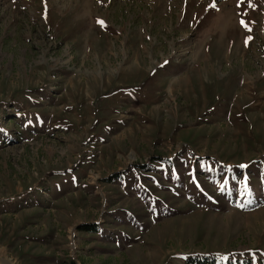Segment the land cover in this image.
I'll use <instances>...</instances> for the list:
<instances>
[{
	"label": "rangeland",
	"instance_id": "obj_1",
	"mask_svg": "<svg viewBox=\"0 0 264 264\" xmlns=\"http://www.w3.org/2000/svg\"><path fill=\"white\" fill-rule=\"evenodd\" d=\"M0 258L264 264V0H0Z\"/></svg>",
	"mask_w": 264,
	"mask_h": 264
},
{
	"label": "trees",
	"instance_id": "obj_2",
	"mask_svg": "<svg viewBox=\"0 0 264 264\" xmlns=\"http://www.w3.org/2000/svg\"><path fill=\"white\" fill-rule=\"evenodd\" d=\"M93 228H89V227H84V228H80V231H91V233H94L95 230H92ZM186 264H214L213 261H208L206 259H189L186 261ZM245 264H249V262L245 263Z\"/></svg>",
	"mask_w": 264,
	"mask_h": 264
},
{
	"label": "bare ground",
	"instance_id": "obj_3",
	"mask_svg": "<svg viewBox=\"0 0 264 264\" xmlns=\"http://www.w3.org/2000/svg\"><path fill=\"white\" fill-rule=\"evenodd\" d=\"M0 264H8V263L0 258Z\"/></svg>",
	"mask_w": 264,
	"mask_h": 264
},
{
	"label": "snow or ice",
	"instance_id": "obj_4",
	"mask_svg": "<svg viewBox=\"0 0 264 264\" xmlns=\"http://www.w3.org/2000/svg\"><path fill=\"white\" fill-rule=\"evenodd\" d=\"M214 6V5H213ZM101 24H103V21H100Z\"/></svg>",
	"mask_w": 264,
	"mask_h": 264
}]
</instances>
